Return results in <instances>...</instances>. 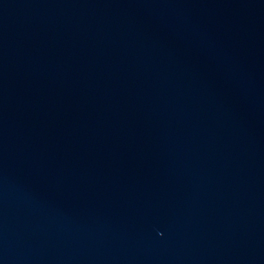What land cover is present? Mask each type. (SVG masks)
Here are the masks:
<instances>
[{"label":"water","instance_id":"obj_1","mask_svg":"<svg viewBox=\"0 0 264 264\" xmlns=\"http://www.w3.org/2000/svg\"><path fill=\"white\" fill-rule=\"evenodd\" d=\"M0 264H264V0H0Z\"/></svg>","mask_w":264,"mask_h":264}]
</instances>
